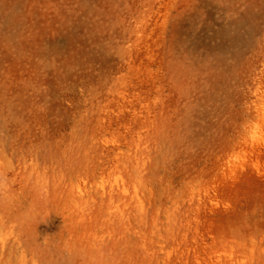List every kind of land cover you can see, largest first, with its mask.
<instances>
[{"label":"rangeland","instance_id":"1","mask_svg":"<svg viewBox=\"0 0 264 264\" xmlns=\"http://www.w3.org/2000/svg\"><path fill=\"white\" fill-rule=\"evenodd\" d=\"M0 264H264V0H0Z\"/></svg>","mask_w":264,"mask_h":264}]
</instances>
